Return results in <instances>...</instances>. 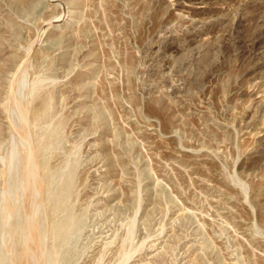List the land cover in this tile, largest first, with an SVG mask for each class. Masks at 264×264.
Returning <instances> with one entry per match:
<instances>
[{
    "label": "rangeland",
    "instance_id": "1",
    "mask_svg": "<svg viewBox=\"0 0 264 264\" xmlns=\"http://www.w3.org/2000/svg\"><path fill=\"white\" fill-rule=\"evenodd\" d=\"M0 257L264 264V0H0Z\"/></svg>",
    "mask_w": 264,
    "mask_h": 264
},
{
    "label": "bare ground",
    "instance_id": "2",
    "mask_svg": "<svg viewBox=\"0 0 264 264\" xmlns=\"http://www.w3.org/2000/svg\"><path fill=\"white\" fill-rule=\"evenodd\" d=\"M25 177H26V176H25ZM52 197H53V195H52ZM21 199H23V198H21ZM7 200H8V199H7ZM50 201H51V200H50ZM48 203H50V202H48ZM58 208H59V206H58ZM58 208H57V209H58ZM59 209H60V208H59ZM31 210H32V209H31ZM38 223H39V222H38ZM38 226H39V225H38ZM16 233H17V232H16ZM26 234H27V232H26ZM67 237H68V236H67ZM28 238H29V237H28ZM39 239H40V238H39ZM41 243H42V242H41ZM40 245H41V244H40ZM41 247H42V246H41ZM30 250H31V249H30ZM42 251H43V250H42ZM3 259H4V257H2V258L0 257V264H3V263H4V260H3ZM37 259H38V258H37ZM37 261H38V260H37ZM28 263H29V262H28ZM38 263H39V262H38ZM38 263H37V264H38Z\"/></svg>",
    "mask_w": 264,
    "mask_h": 264
}]
</instances>
